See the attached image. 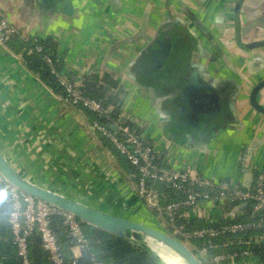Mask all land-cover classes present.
<instances>
[{"label":"crops","instance_id":"obj_1","mask_svg":"<svg viewBox=\"0 0 264 264\" xmlns=\"http://www.w3.org/2000/svg\"><path fill=\"white\" fill-rule=\"evenodd\" d=\"M68 1L69 14L64 0H0V12L21 34L0 45V148L19 172L100 209L149 217L117 155L93 133L92 115L69 105L26 66L23 41L37 36L56 43V60L71 81H118L124 93L118 121L142 127L162 166L250 186L264 170V114L250 103L251 89L264 79V45L256 44L264 40V0ZM166 37L175 39L172 59L148 71V47ZM191 72L226 98L201 132L182 128L172 111ZM256 99L264 106V86ZM231 207L202 201L185 216L206 225L226 220ZM239 210L246 219L245 205ZM70 250L75 258L82 253ZM221 264L264 261L251 255Z\"/></svg>","mask_w":264,"mask_h":264},{"label":"built area","instance_id":"obj_2","mask_svg":"<svg viewBox=\"0 0 264 264\" xmlns=\"http://www.w3.org/2000/svg\"><path fill=\"white\" fill-rule=\"evenodd\" d=\"M18 36L21 34L14 23L0 12V45L6 46L8 39ZM32 50L41 51L42 45L36 44L29 49ZM43 58L63 87L65 91L63 99L69 105L91 111L97 116L107 112L99 100L85 94L80 84L71 81L60 69H57V60L54 61L48 54H44ZM121 121L122 118L119 122ZM91 128L93 133H100L107 138L136 168V173H128L134 193L148 209L158 212L163 219V225L180 238L203 264H221L226 260L232 261L235 257L258 256L253 245L260 246L264 250V215L255 216V213L264 209L263 169L255 173L253 183L247 187L227 178L193 175L188 171L164 167L158 163L154 147L151 144H144L138 135L130 131L128 125L121 126L125 138L117 135L116 131L100 123L98 119L93 120ZM245 163L246 156L242 154L240 157L242 168L245 167ZM0 182L4 184L9 194L11 209L7 220L12 242L23 264H31L28 237L32 233L39 235L41 247L47 252L48 259L53 264H65L60 252L59 239L51 227L53 215L61 217V225L72 246L83 249L88 245L82 222L73 213L27 194L9 183L1 173ZM156 183L163 184L179 196L161 203V193ZM202 201H210L220 206L234 204L231 209L229 208V216L226 220L194 226L186 218L185 213ZM243 203L249 205L253 212L249 219L241 218L239 205ZM250 232L253 234L245 240L237 238L223 242L224 246L235 244V249L212 252L219 247V243L216 242L218 238ZM92 264L103 263L93 259Z\"/></svg>","mask_w":264,"mask_h":264},{"label":"trees","instance_id":"obj_3","mask_svg":"<svg viewBox=\"0 0 264 264\" xmlns=\"http://www.w3.org/2000/svg\"><path fill=\"white\" fill-rule=\"evenodd\" d=\"M15 41L17 40L13 38L8 39L6 46H9V44L12 45V43ZM23 43L25 49L22 52V55L26 66L55 92L61 94L62 96L65 95L63 87L59 84L56 76L43 58L44 54H48L53 58L54 61H56V43L50 39L45 40L37 36L32 38L30 37L28 40L23 41ZM36 44L42 45V50L29 51V49L34 47ZM56 64L57 69H60L58 62H56ZM80 86L84 90L85 94L99 100L102 106L107 109V112L100 116H97L91 111L87 110L92 115V118L98 119L100 123L105 125L117 122L119 128L115 131L116 134L122 138H125V135L121 132V126L128 125L130 131L138 135L144 144H151L148 138H145L146 136L143 134L141 126L127 119H123L121 122L118 121V118L122 115V97L124 93L117 80L105 76L103 79L101 78V82L86 80L82 81ZM103 140L112 150V152L117 155L125 170L124 172L136 173V168L129 163L126 157L121 154L107 138H103ZM156 160L161 164L158 158H156ZM156 184L161 193V197L163 196V198H166L165 201L179 196L176 192H173L163 184ZM233 204L234 203H230V205ZM245 208L247 209L246 219H249L253 212L251 211V207L249 205H245ZM10 209L11 203L9 200L8 191L4 184L0 182V264H23L21 258L17 254L16 247L12 242L10 226L7 220ZM155 214L158 215L157 213ZM259 215H264V209L255 213V216ZM160 219L162 218L160 217ZM192 225L202 226L199 223H192ZM51 227L59 239L60 252L64 258L65 264H92L93 259H97L103 264H161L160 261H158L154 255L147 251L145 247L136 245L127 238L112 234L104 229L89 225L87 223H82V227L88 238V245L81 249V255L78 258H75L70 250L72 244L69 242V238L63 230L61 225V217L59 215H53L51 217ZM251 234L253 233L250 232L241 235H225L221 238H218L216 242L219 243V247L213 251L235 249V244L232 246H224L223 242L226 240H236L237 238H242L245 240ZM240 248L241 247H239V249ZM253 248L261 260L264 261V250L257 245H253ZM28 249L29 260L31 264H53L48 259L47 252L41 247V240L37 233H32L28 237ZM235 259H239V257H235ZM227 262H229V260H226L223 263Z\"/></svg>","mask_w":264,"mask_h":264},{"label":"water","instance_id":"obj_4","mask_svg":"<svg viewBox=\"0 0 264 264\" xmlns=\"http://www.w3.org/2000/svg\"><path fill=\"white\" fill-rule=\"evenodd\" d=\"M72 10L70 1L64 0V13L69 14ZM174 43L173 37H166L165 40L155 39L154 44L148 47V53L146 52L148 57L143 63L148 67V71L158 69L165 65L168 59H172L175 53ZM256 44L264 45V40ZM263 86L264 79L254 85L250 93V103L256 110L264 114V106L256 99L258 91ZM177 92L173 102L174 104L176 102L177 106L172 108L173 113L177 115L175 119H179L178 122L182 128H198V132L212 124L214 118L223 110V103L226 101V98L221 95V91L212 86L211 82L198 80L196 72L189 74L187 83L179 85ZM108 127L113 131L117 129V126L112 123H109ZM214 128L216 126H213V130ZM0 173L9 183L27 194L54 204L60 209L70 211L82 223L104 229L145 247L161 264L166 263L159 255V251L162 249L159 243L176 252L186 264H203L180 238L150 213L143 202L142 207L149 215L147 218L122 216L100 209L27 178L8 160L1 148ZM242 205H246V203Z\"/></svg>","mask_w":264,"mask_h":264},{"label":"bare ground","instance_id":"obj_5","mask_svg":"<svg viewBox=\"0 0 264 264\" xmlns=\"http://www.w3.org/2000/svg\"><path fill=\"white\" fill-rule=\"evenodd\" d=\"M159 245L163 248V249H165V248H167V249H169L171 252H173L174 254H175V256H176V258L177 259H180L181 261H182V263L183 264H186L185 262H184V260L176 253V252H174L173 250H171L170 248H168L167 246H165V245H163V244H161V243H159ZM154 247V246H153ZM159 255H160V257L161 258H163L165 255H164V253H163V251L162 250H160L159 251ZM167 256V255H166ZM170 257V256H169ZM169 257H167L168 259H169ZM171 259L173 258V260H176L174 257H170ZM167 260V259H166ZM167 262H168V260H167ZM169 263V262H168ZM171 263V262H170Z\"/></svg>","mask_w":264,"mask_h":264},{"label":"rangeland","instance_id":"obj_6","mask_svg":"<svg viewBox=\"0 0 264 264\" xmlns=\"http://www.w3.org/2000/svg\"><path fill=\"white\" fill-rule=\"evenodd\" d=\"M121 86H122V85H121ZM165 249H166V248H165ZM165 253H166V252H165ZM167 253H168V252H167ZM168 254H169V253H168ZM164 255H165V256L163 257V261H165L166 264H169V263L167 262V260H166L167 257H169V256H166V254H164ZM169 255H170V257H172V256H174L175 254H174L173 252L170 251V254H169ZM170 257H169V258H170ZM175 259H176V256H175ZM178 262H181V263H182V261H181L180 259L173 260V258H172V262H171L172 264H178Z\"/></svg>","mask_w":264,"mask_h":264}]
</instances>
